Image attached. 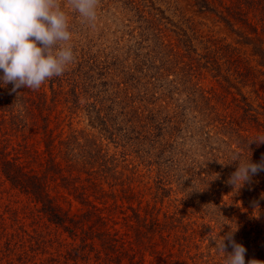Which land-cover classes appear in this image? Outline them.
<instances>
[{"label": "trees", "instance_id": "16d2710c", "mask_svg": "<svg viewBox=\"0 0 264 264\" xmlns=\"http://www.w3.org/2000/svg\"><path fill=\"white\" fill-rule=\"evenodd\" d=\"M190 1L199 13L215 16L217 22L234 33L237 46L219 39H205L193 24L185 28L182 24L176 26L173 44L158 28L156 38L160 40L159 55L162 56L155 62L159 66L147 64L146 67L154 71L155 77L160 73L159 78L165 71L177 68L175 79L178 77L180 81L181 76L187 84L205 72L227 83V88L221 87V93L215 88H195L198 81L188 85V90L192 93L190 102L197 101L192 109L201 110L197 124H214L202 131L201 143L208 148L211 142L223 146L222 150L210 147L214 171L204 181L202 194L209 195L211 205L218 211L224 210L228 214L217 216L207 210L199 223H184L189 219H186L185 211L177 207L172 211L164 210L163 196L159 202L155 200L143 205L142 181L134 168L121 166V172H117L119 165L114 164L115 159L108 158V154L100 149L94 154L87 151L81 163V132L73 131L63 136L60 127L72 113L81 111V99L89 101L98 97L96 80L88 66L68 67L63 75L46 80L38 90L20 88L12 92V84L0 87V178L12 190L26 196L35 207L39 206L38 212L47 222L60 236L66 235L71 241L65 252L58 254L61 264L88 263L91 258L105 264H145L144 254L137 258L132 248L133 253L124 248L126 242L121 246L123 238L117 239L118 231H110V216L116 212L122 215L124 226L138 243L137 253L149 248L155 255V264H208L210 249H202L196 244L194 240L198 233L190 230L213 228L209 225L211 222H215L214 228H237L233 239L247 250L245 264L253 258L264 260V171L241 188L227 183L238 167V161L231 162L234 153H239L245 160L251 156L252 162H260L264 154V143L248 145L252 138L264 134V0ZM129 4L139 9L135 0H130ZM100 76L106 86V78L113 80L120 75H112L104 66ZM169 82L177 85L174 80ZM246 87H252L251 95L261 100L262 105L254 107L247 101L241 92ZM97 104L96 100L86 102L82 109L90 123L107 131L108 123H113V119L102 115ZM108 164L112 166L108 167ZM82 174L85 175L83 179ZM98 177L104 180L108 190L96 181ZM228 195L246 199L242 212L237 213L238 208L233 210L235 201L230 198L222 200V196ZM107 198H111L110 204ZM194 200L200 204L199 198ZM72 201L79 207L75 209ZM252 202L254 207H246ZM181 204L191 207L186 198ZM200 210L197 208V213ZM104 213L107 216H103ZM19 230V233H9L2 229L0 241L4 239L3 251L1 247L4 264H14L10 258L12 253H17L15 261L18 264H36L38 253L35 252L40 249V254H46L48 244L58 240L53 241L36 228L32 229L33 235L24 229ZM219 238V235H210L204 240L215 244ZM225 243L226 251L231 252V244ZM49 261L55 259L51 256Z\"/></svg>", "mask_w": 264, "mask_h": 264}, {"label": "rangeland", "instance_id": "374dc122", "mask_svg": "<svg viewBox=\"0 0 264 264\" xmlns=\"http://www.w3.org/2000/svg\"><path fill=\"white\" fill-rule=\"evenodd\" d=\"M129 1L101 0L97 19L94 22H85L67 5V0H61L62 7L68 14L70 31L73 33L70 43L75 59L68 67L77 69L88 66L91 69L96 80L95 93L99 99H81V111L72 113L60 130L63 136H68L73 131L81 132V163L87 151L94 154L100 149L108 154V158L115 159L114 164L119 165L117 172H121V166L134 168L136 176L142 181L140 189H143V205L155 200L159 202L163 196L164 210L168 208L172 211L177 207L178 210L185 211L186 219H189L184 223H199L207 210L213 211L217 216L228 214L224 210L218 211L211 205L209 195L202 194L204 181L210 172L214 171L211 167L210 147L222 150L223 146L218 142H211L208 148L201 143L202 131H207L214 124H197L201 110L192 109L197 101L190 102L192 93L188 90L192 83L198 81V87L194 86L195 88H215L221 93V87L227 88V83L220 77L216 79L212 77L213 74L205 72L202 77H197L187 84L181 76L180 81L178 77L175 79L179 71L177 68L169 69L170 72L165 71L159 78L160 73L155 77L154 71H149L146 66H159V63L155 62L162 56L159 55L160 40L156 38L158 28L173 44L176 26L180 24L184 28L193 24L198 34L205 39H219L235 46L237 37L222 23L217 22L215 16L199 13L190 0H135L139 5L138 10L134 9ZM196 47L199 48L197 43ZM251 64L254 65V62ZM104 66L109 68L112 75H120L113 80L106 78V86H103L104 80L100 76ZM171 80L177 85L170 83ZM230 82L236 84L233 80ZM252 90V87H246L242 88L241 92L254 107L257 104L262 105L261 100L251 95ZM230 91L235 92L234 89ZM94 100L98 102L97 108L102 109V115L106 114L113 119V123H108L107 131L101 130L103 127L100 125L90 123L86 111L82 109L86 102L92 103ZM92 143L95 146H92ZM87 145L91 147L85 148ZM110 166L112 165L108 164V167ZM84 177L82 174L81 178ZM96 181L108 190L104 180L98 177ZM216 196L220 197V194ZM184 198L190 202L191 207L181 204ZM194 198H199L200 204ZM221 198L223 201L228 198L235 201L233 210L238 208L237 213L242 212L246 203L242 196L237 198L236 195H228ZM107 201L108 204L112 202L111 198H107ZM72 204L75 209L79 207L75 201H72ZM133 206H136V203H133ZM199 207L201 210L197 213ZM246 207L252 208L254 203ZM38 210L39 206L35 207L26 196L12 190L8 183L0 178V237L2 229L9 233H19V229H24L33 235L32 229L36 228L37 232L49 235L53 241L58 238L54 243L48 244L51 247L47 246L46 254H40V249L35 252L38 253L35 256L36 264H61V256L58 257V254H63L71 241L66 235L60 236ZM106 213L103 216H107ZM110 217L108 227H112V233L113 229L118 231L117 239L123 238L121 246L126 242L124 248L127 251L133 253L130 250L132 248L137 258L144 254L145 264H155V255L151 254L152 250L149 248H144L141 254L137 253L138 243L124 226L122 215L116 212ZM209 225L213 228L195 227L190 230L198 233L194 242L202 249H210L208 264H224V254H216L217 248L213 241L209 243L204 239L210 235L225 236L234 228H214L215 222ZM3 243L4 239L0 241V264L5 263L1 255V247L2 251L4 250ZM10 256L13 260L11 261L18 264L15 261L17 253ZM51 256L55 261H49ZM95 260L91 258L88 263L83 261L78 264H105Z\"/></svg>", "mask_w": 264, "mask_h": 264}, {"label": "clouds", "instance_id": "9594fccd", "mask_svg": "<svg viewBox=\"0 0 264 264\" xmlns=\"http://www.w3.org/2000/svg\"><path fill=\"white\" fill-rule=\"evenodd\" d=\"M100 4L101 0H67L85 22L97 19ZM72 39L61 0H0V87L12 84V92L20 88L38 90L46 80L63 75L75 59ZM253 142L257 146L264 143V134L252 138L248 145ZM233 161H238V167L227 183L234 188L243 187L264 171V154L260 162H252L251 156L245 160L234 153ZM236 230L215 240L218 253L224 254V264H245L247 250L233 239ZM226 240L231 252L226 251ZM247 264H264V260L253 258Z\"/></svg>", "mask_w": 264, "mask_h": 264}]
</instances>
